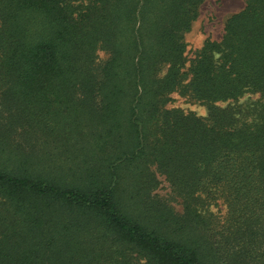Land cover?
<instances>
[{"label":"trees","instance_id":"16d2710c","mask_svg":"<svg viewBox=\"0 0 264 264\" xmlns=\"http://www.w3.org/2000/svg\"><path fill=\"white\" fill-rule=\"evenodd\" d=\"M204 1L0 0V264H264V0L188 60Z\"/></svg>","mask_w":264,"mask_h":264},{"label":"rangeland","instance_id":"374dc122","mask_svg":"<svg viewBox=\"0 0 264 264\" xmlns=\"http://www.w3.org/2000/svg\"><path fill=\"white\" fill-rule=\"evenodd\" d=\"M246 0H205L199 7L198 18L192 24L189 32L184 35V42L187 45L186 55L188 60L194 57L196 50L201 48L206 39L219 41L223 35V29L227 19L243 9ZM100 58H105L103 52L99 53ZM165 67L161 71V75L165 73ZM171 102L168 108H176L185 113H194L198 116L205 117L207 109L199 103L193 102L187 97L180 96L178 93L170 95ZM258 96L246 95L240 103L245 104L256 101ZM223 106V105H221ZM17 142H20V137H17ZM154 171V168H151ZM155 177L158 181V186L152 192V196L163 201L178 215H182V201L171 190L163 176H159L155 171ZM209 211L216 216H223L225 209L220 201L209 208Z\"/></svg>","mask_w":264,"mask_h":264}]
</instances>
